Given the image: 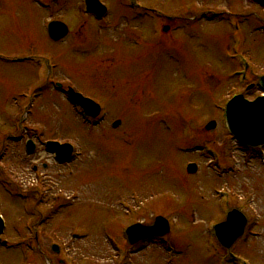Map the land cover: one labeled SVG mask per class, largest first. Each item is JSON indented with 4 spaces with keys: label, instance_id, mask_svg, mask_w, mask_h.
Returning a JSON list of instances; mask_svg holds the SVG:
<instances>
[{
    "label": "rangeland",
    "instance_id": "rangeland-1",
    "mask_svg": "<svg viewBox=\"0 0 264 264\" xmlns=\"http://www.w3.org/2000/svg\"><path fill=\"white\" fill-rule=\"evenodd\" d=\"M79 1L56 0L42 10L34 0H0V137L8 135L0 144V180L29 194L40 181L45 188L38 202L11 196L16 188L0 182L2 239L8 242L0 247V264H55L53 242L68 248L76 264H114L107 236L126 245L127 227L150 225L157 216L168 220L170 234L126 245L124 264H221L226 252L211 234L224 219L217 191L231 194V205L248 218L233 254L244 264H264V146L261 153L244 151L222 126L224 102L246 88L233 75L240 70L234 49L247 57L250 81L264 74V7L252 0H141L162 13L169 29L159 36L149 30L157 21L132 24L119 0H100L110 11L103 25L85 18ZM50 16L69 28L59 43L46 36ZM232 18L239 24L234 35ZM43 59L56 65L46 84L37 67ZM56 81L103 105V118L82 119ZM31 88L41 89L33 100L19 101ZM29 105L22 121L21 109ZM212 121L215 127L207 130ZM25 137L70 143L77 156L59 163L44 152L26 154ZM206 143L214 157L205 149L180 150ZM191 162L198 166L195 175L186 172ZM34 209L44 214L38 253L32 251ZM164 240L177 249L174 256L164 251Z\"/></svg>",
    "mask_w": 264,
    "mask_h": 264
},
{
    "label": "water",
    "instance_id": "water-1",
    "mask_svg": "<svg viewBox=\"0 0 264 264\" xmlns=\"http://www.w3.org/2000/svg\"><path fill=\"white\" fill-rule=\"evenodd\" d=\"M97 8L95 4L92 6ZM50 36L54 40H59L65 34L62 26L54 24L52 30L49 31ZM261 87L264 89V77L260 79ZM77 98V97H76ZM81 105L85 106L89 112L95 114L94 106L87 102V100L78 99ZM90 104V105H89ZM226 122L230 133L234 138L238 139L243 144L261 145L264 144V98H258L252 103L243 101L242 97L235 98L229 103L226 109ZM118 125V123H116ZM213 123L208 128L213 127ZM49 150L56 152L61 158L69 156L68 146H58L57 144H48ZM246 224L245 218L233 211L229 214L226 222L220 224L217 228L220 241L225 246H230L236 238H238ZM1 232V226H0ZM168 232V225L162 218H156L152 226L144 228L139 225L129 228L126 232V236L131 237L138 235L139 238L130 242L134 243L142 238L144 234L148 236H162Z\"/></svg>",
    "mask_w": 264,
    "mask_h": 264
},
{
    "label": "flooded vegetation",
    "instance_id": "flooded-vegetation-1",
    "mask_svg": "<svg viewBox=\"0 0 264 264\" xmlns=\"http://www.w3.org/2000/svg\"><path fill=\"white\" fill-rule=\"evenodd\" d=\"M138 7H140V8H143V7H145V6H143V7H142V6H138ZM145 9H146V10H148V8H147V7H145ZM145 9H144V10H145ZM135 18H137V16H136V15H134V19H135Z\"/></svg>",
    "mask_w": 264,
    "mask_h": 264
}]
</instances>
